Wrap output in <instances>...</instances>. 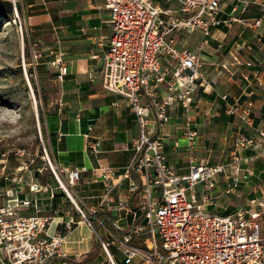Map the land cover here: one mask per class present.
Here are the masks:
<instances>
[{
	"label": "built area",
	"instance_id": "1",
	"mask_svg": "<svg viewBox=\"0 0 264 264\" xmlns=\"http://www.w3.org/2000/svg\"><path fill=\"white\" fill-rule=\"evenodd\" d=\"M100 1L107 13L109 30L94 37L91 59L101 63L99 77L103 88L131 105L140 132L132 143L135 157L122 175L123 180L128 181L130 194L127 201L116 200L113 196L116 185L112 180L115 170L104 168L106 194L88 217L74 201L71 191L81 179V170L67 172L64 186L53 157L44 147L42 158L52 169L60 188L89 227H93L96 214L105 210L131 213L136 217L137 213L128 207V200L131 197L137 200L143 213L140 222L121 237L100 238L111 264H117L111 252L114 246L123 255L124 264H264V177L252 187L253 196L247 204L232 213L210 212L207 204L214 205L212 192L218 187L221 176L225 178L227 195L243 196L242 186L256 176L243 153L252 149L264 151V126L255 127V136L240 130L233 132L230 159L214 165L196 156L200 134L191 128L188 119L184 138L191 157L189 173L185 175L178 174L170 165L164 152L163 133L171 110L181 106L189 114L199 87L205 83L199 74L204 59L186 45L182 36L200 31L204 44H209L213 30L232 29L234 23L259 29L263 18L246 19L233 14H244L254 5L264 10V0ZM228 9L230 13L222 18L221 14ZM240 49L241 43H236L230 51L235 64L239 65L242 64ZM51 65L60 78L67 75L68 64L62 54ZM244 65L256 66L251 60ZM260 74L258 69L254 71L255 76L260 77ZM227 98L223 96L224 100ZM253 108L251 100L245 104L234 102L228 105L227 112L254 128ZM88 148L94 154L100 153V140L90 141ZM1 156L6 157V154ZM2 167L5 169L4 164ZM5 179L14 186L1 194L5 197L0 206V264H51L67 257L62 247L64 236L57 230L50 234L54 218L28 217L20 213L21 209L31 207L37 213L43 212L36 198H21L23 186H28L29 194L48 189L37 179L23 181L7 176ZM199 186L203 191H198ZM145 219L148 221L143 224ZM122 220L119 216L114 226L119 228ZM72 224V220L64 223L67 229H71ZM135 240L137 245L133 244Z\"/></svg>",
	"mask_w": 264,
	"mask_h": 264
},
{
	"label": "crops",
	"instance_id": "2",
	"mask_svg": "<svg viewBox=\"0 0 264 264\" xmlns=\"http://www.w3.org/2000/svg\"><path fill=\"white\" fill-rule=\"evenodd\" d=\"M62 1L65 4L53 15L47 14L50 16L46 19L51 30L59 35L57 42L62 43L63 59L68 64L67 75L59 77L63 80V95L58 109L49 122L51 154L63 177H66L67 172L71 170H81L79 183L71 188L72 196L81 208L92 214L100 206L106 194L105 179L102 174L106 167L115 170L112 179L116 185L113 191L114 198L127 201L130 194L129 185L128 181L123 180L122 175L135 157L132 143L139 137L140 132L131 105L123 97L109 93L103 88L99 77L101 63L91 59L94 37L109 30L106 22L107 13L102 9L101 1ZM228 13L230 9L221 14V17L226 18ZM233 16L264 19V10L254 5L246 13L237 12ZM193 34L184 35L186 39L182 38V40L188 47L192 42L194 46L189 48L204 59L199 74L204 78L205 83L199 87L189 114L185 113L183 107L175 106L171 110L168 123L163 128L164 152L170 165L180 175L189 173L190 167L191 153L186 149L187 141L184 138L188 119L191 120V128L198 130L200 134L196 156L210 160L214 165L226 163L230 159L232 155L230 136L233 132L240 130L255 136V127L264 126V20L259 29L246 28L240 23H234L232 29H215L209 44H204L202 33L201 37L197 36L191 41L190 37ZM236 43H241L239 51L241 65L235 64L230 52ZM249 60L256 66H245L244 63ZM256 69L260 71V77L254 75ZM225 95L228 96L227 100L223 99ZM249 100L254 102V128L244 125L227 112L229 104L234 102L245 104ZM90 127L91 131H89ZM96 139L101 142L98 154H94L88 148V143ZM243 156L247 157L249 162L255 163L256 176L242 186L248 185L252 188L260 178L264 177V151L252 149L244 152ZM220 183L223 184L224 189L220 187ZM218 186L212 192L215 203H218L217 200L225 203L224 200L229 195L225 193L226 183L223 176ZM58 188L55 185L51 187V191L43 190L38 194H29L27 190V194H21V198L25 196L36 198L37 206L43 212L37 213L31 207L21 209L20 213L28 217L48 215L54 218L50 234L56 230L58 232L66 230L64 223L73 221L74 226L72 229H67L68 233L64 236L62 244L67 257L55 260L51 264H95L99 256L93 262L85 259L94 244V241L89 243L88 240H93L94 236L88 231L90 234L86 233L84 240L81 238L85 223L79 216L76 217L78 213L76 205L70 199L68 201L62 199V204L59 206L62 214L54 215L57 211H53L51 207L53 197L62 193ZM252 196L251 194L249 198ZM214 205L208 208L222 215L235 211H228V207L224 205L220 206L223 210L218 211L215 210ZM128 207L137 213L136 217L131 213L126 215L113 209L96 214L101 219L107 218L113 226L119 216L123 218L118 225L119 228L114 226L117 232L109 229L97 218L93 220L108 239L121 237L131 226L140 222L143 213L134 197L128 200ZM262 226L264 231V220ZM112 249L117 264H124L123 255L117 246Z\"/></svg>",
	"mask_w": 264,
	"mask_h": 264
},
{
	"label": "rangeland",
	"instance_id": "3",
	"mask_svg": "<svg viewBox=\"0 0 264 264\" xmlns=\"http://www.w3.org/2000/svg\"><path fill=\"white\" fill-rule=\"evenodd\" d=\"M0 2H11L14 5L12 19L0 15V206H2L5 196L1 194L14 186L5 179L6 176L22 178L23 181L37 179L44 189L50 191L51 187L57 185L58 190L63 192L52 169L42 156L45 147L52 157L49 122L58 109L63 95V80L59 78L51 62L64 53V48L62 43L57 42L59 35L51 30L46 19L50 16L47 14L53 15L65 3L62 0H0ZM31 4L33 6H30ZM2 9L1 13L7 11L6 8ZM197 36H202L200 31L190 37L191 41ZM192 46L193 43H189V47ZM2 154H6V157H2ZM3 164L5 169L2 167ZM254 164L249 162L248 166L255 168ZM59 177L66 184V177L60 173ZM27 187L23 186V193L27 191ZM220 187L224 189L221 183ZM251 189L246 185L240 190L242 194L244 192L242 197L229 195L224 200L225 203L217 200L215 210H223L220 207L223 205L228 207V211L244 207L252 194ZM198 191H203V187L199 186ZM207 204L210 207L209 203ZM83 211L88 217L91 216L90 212L84 209ZM208 211L213 212L211 208H208ZM60 214H62L60 209L54 213L57 216ZM77 216L82 219L79 212ZM73 226L72 224L71 229ZM102 228L104 229L103 226ZM83 231L81 236L83 240L86 233H93L94 239H89V243L95 241V238L107 240L104 231L100 230L95 221L93 227L85 224ZM133 244L137 245L138 241L135 240ZM111 252H114L113 249ZM95 264H111L103 249Z\"/></svg>",
	"mask_w": 264,
	"mask_h": 264
},
{
	"label": "trees",
	"instance_id": "4",
	"mask_svg": "<svg viewBox=\"0 0 264 264\" xmlns=\"http://www.w3.org/2000/svg\"><path fill=\"white\" fill-rule=\"evenodd\" d=\"M3 4V5H1ZM3 6V7H2ZM2 8H6L7 11L4 13H1V11H3ZM18 10L19 7L17 6ZM0 15H2V17L7 18V19H12L13 17V13H14V5L11 2H0ZM59 76V74H57ZM62 199H66V201H68L69 199L67 198L66 194L64 192L54 195L53 197V203H52V209L53 211H57L59 206L62 204ZM96 218L98 220H100L101 222H104V224L111 229L114 232H117V230L114 228V226L112 225V222H109L107 220V218H100V216H96ZM63 236L67 235L68 231L66 230H61L60 232ZM102 251V245L100 243V240L98 238H95L93 247L91 249V251L88 253L87 256H85V259L87 261L93 262L97 259V257L99 256V254Z\"/></svg>",
	"mask_w": 264,
	"mask_h": 264
},
{
	"label": "water",
	"instance_id": "5",
	"mask_svg": "<svg viewBox=\"0 0 264 264\" xmlns=\"http://www.w3.org/2000/svg\"><path fill=\"white\" fill-rule=\"evenodd\" d=\"M147 221H148V220H147V219H145V220L143 221V224H146V223H147Z\"/></svg>",
	"mask_w": 264,
	"mask_h": 264
},
{
	"label": "bare ground",
	"instance_id": "6",
	"mask_svg": "<svg viewBox=\"0 0 264 264\" xmlns=\"http://www.w3.org/2000/svg\"><path fill=\"white\" fill-rule=\"evenodd\" d=\"M62 184L65 186V184L62 182Z\"/></svg>",
	"mask_w": 264,
	"mask_h": 264
}]
</instances>
